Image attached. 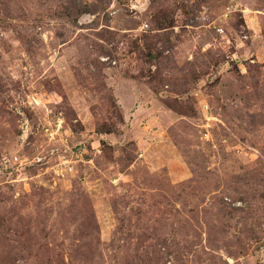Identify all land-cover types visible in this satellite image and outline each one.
<instances>
[{"label":"rangeland","instance_id":"rangeland-1","mask_svg":"<svg viewBox=\"0 0 264 264\" xmlns=\"http://www.w3.org/2000/svg\"><path fill=\"white\" fill-rule=\"evenodd\" d=\"M0 264H264V0H0Z\"/></svg>","mask_w":264,"mask_h":264},{"label":"built area","instance_id":"built-area-1","mask_svg":"<svg viewBox=\"0 0 264 264\" xmlns=\"http://www.w3.org/2000/svg\"><path fill=\"white\" fill-rule=\"evenodd\" d=\"M227 15H228V14L226 13L225 16H227ZM218 29H221V28H218ZM12 160L14 161V163H15V162L17 163V162L19 161V163L21 164V166H22L23 163L25 162V161L19 159L18 156L13 157ZM71 170H72V167H70L69 169H67V168H63V169H61V170L58 169V170L56 171V173H57L59 176H64V175H66V173H67L68 171H71Z\"/></svg>","mask_w":264,"mask_h":264}]
</instances>
